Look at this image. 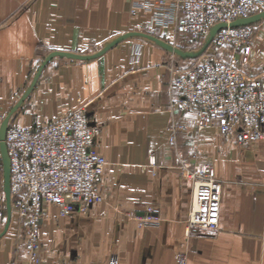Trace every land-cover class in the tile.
<instances>
[{
  "label": "crops",
  "instance_id": "0c3cea01",
  "mask_svg": "<svg viewBox=\"0 0 264 264\" xmlns=\"http://www.w3.org/2000/svg\"><path fill=\"white\" fill-rule=\"evenodd\" d=\"M133 0H0V125L53 51L94 53L113 37L152 28ZM248 55L229 61L264 78V20L251 25ZM184 60L141 38L99 58H53L12 119L39 128L84 107L99 129L95 147L107 161L104 201L59 218L53 207L40 228V264H264V143L239 145L218 129L201 130L194 111L173 106ZM173 125H180L175 142ZM1 158V154H0ZM211 164L222 180L218 229H188L193 182L182 175ZM158 207V214L148 208ZM5 193L0 182V231ZM12 221L0 237V264H25Z\"/></svg>",
  "mask_w": 264,
  "mask_h": 264
},
{
  "label": "built area",
  "instance_id": "2783aa9c",
  "mask_svg": "<svg viewBox=\"0 0 264 264\" xmlns=\"http://www.w3.org/2000/svg\"><path fill=\"white\" fill-rule=\"evenodd\" d=\"M264 10V0H133V13L145 12L152 28L171 31L201 42L211 27L231 23ZM251 26L221 29L212 44L228 46L248 55L252 46ZM179 95L173 106L194 111L201 130L218 129L239 145L264 143V78H250L238 61L220 59L214 53L188 68L176 81ZM171 143L182 130L173 125ZM99 129L91 124L85 108L51 120L39 128L10 125L5 143L10 158L12 208L27 229L24 252L28 264L42 262L40 228L47 216L46 205L59 218L87 213L104 201L101 179L107 161L95 147ZM182 175L193 182L194 197L188 229L217 230L222 180L209 163L190 168L182 160ZM159 208H148L158 214ZM186 264L185 256L178 258Z\"/></svg>",
  "mask_w": 264,
  "mask_h": 264
},
{
  "label": "water",
  "instance_id": "95a60500",
  "mask_svg": "<svg viewBox=\"0 0 264 264\" xmlns=\"http://www.w3.org/2000/svg\"><path fill=\"white\" fill-rule=\"evenodd\" d=\"M262 20H264V10L257 12L255 14H252L248 17H239L231 23L219 22L211 27L201 47L195 50H185L172 43H169L168 41L150 32L129 31V32L117 35L113 37L112 39H110L109 41L105 42L103 47L94 53L80 54V53H75L71 51H53L49 53L44 58L42 63L39 65L31 83L26 88L21 98L14 105V107L7 114V116L3 119L0 125V154H1V161H2L3 189L5 193V206H6V221H5L2 231L0 232V237L6 234L12 222V197H11V190H10L11 167H10V158L8 155V150H7V146L5 143L6 132L9 126L11 125L12 119L15 117L18 110L24 105V102L28 99L33 89L35 88L40 76L42 75L43 70L53 58L58 57V58L70 59L73 61H88V60L101 57L106 52H108L109 50H111L112 48H114L119 43L125 40L132 39V38H141V39H146L148 41H151L152 43L156 44L157 46L177 56L180 59H183V60L196 59L207 51V49L212 44L214 37L221 29L226 28V27L250 26Z\"/></svg>",
  "mask_w": 264,
  "mask_h": 264
},
{
  "label": "rangeland",
  "instance_id": "374dc122",
  "mask_svg": "<svg viewBox=\"0 0 264 264\" xmlns=\"http://www.w3.org/2000/svg\"><path fill=\"white\" fill-rule=\"evenodd\" d=\"M152 34L155 35L154 32ZM160 38H162V39L168 41L169 43H172V44H174V45H176L178 47H181V48H183L185 50H195V49H198L199 47H201V45H202V43L204 41V40H202L201 42H193L188 37L179 36V35L178 36H175V35H173L171 33H169L168 36L167 35H164L163 37H160ZM206 53H214L220 59H223L224 61H227V62H231V61H229L230 60L229 58H230L231 54L233 53V48L228 47V46H218V45H215V44H211L210 47L207 49V51L203 55H201L200 57H198L196 59H187V60H184L183 63L185 65V68H188V67H190L192 65H195L196 63L200 62L204 58V55ZM226 136L229 137V138H231V139H233L232 137H230L228 135H226ZM0 182H1V185H3V171H2V161H1V158H0ZM46 209L49 210L50 209V206L49 205H46ZM47 215H48V213H47ZM2 221L5 224V221H6V206H5L4 210H3V218H2ZM12 221H14L16 223V226L18 228V234L20 235V237H21V239L23 241V250H24V244H25L27 229H25L24 225H21L19 223L17 216L14 215V213H13V208H12ZM24 255H25V252H24ZM25 257H26V255H25ZM25 264H28V258L27 257H26Z\"/></svg>",
  "mask_w": 264,
  "mask_h": 264
},
{
  "label": "trees",
  "instance_id": "16d2710c",
  "mask_svg": "<svg viewBox=\"0 0 264 264\" xmlns=\"http://www.w3.org/2000/svg\"><path fill=\"white\" fill-rule=\"evenodd\" d=\"M251 26V25H250Z\"/></svg>",
  "mask_w": 264,
  "mask_h": 264
}]
</instances>
